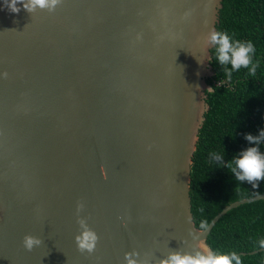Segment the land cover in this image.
I'll return each instance as SVG.
<instances>
[{
	"label": "water",
	"instance_id": "95a60500",
	"mask_svg": "<svg viewBox=\"0 0 264 264\" xmlns=\"http://www.w3.org/2000/svg\"><path fill=\"white\" fill-rule=\"evenodd\" d=\"M26 2L0 0V264H164L210 249L221 216L264 199L193 221L214 75L203 37L222 0ZM85 229L91 253L76 247ZM25 234L42 243L25 249Z\"/></svg>",
	"mask_w": 264,
	"mask_h": 264
},
{
	"label": "trees",
	"instance_id": "16d2710c",
	"mask_svg": "<svg viewBox=\"0 0 264 264\" xmlns=\"http://www.w3.org/2000/svg\"><path fill=\"white\" fill-rule=\"evenodd\" d=\"M216 31H227L233 38L255 45L254 75L241 68L228 79L210 50L214 75L206 78L212 91H205L208 110L198 133L190 171L191 213L195 226L208 225L226 205L264 193V179L238 181L227 162L248 146L245 132L256 134L264 127V0H222ZM264 152V142L260 145ZM224 154L225 163L213 161L211 153ZM204 229V228H203ZM264 199L228 210L210 230L206 243L218 252L236 253L241 264H264Z\"/></svg>",
	"mask_w": 264,
	"mask_h": 264
},
{
	"label": "clouds",
	"instance_id": "9594fccd",
	"mask_svg": "<svg viewBox=\"0 0 264 264\" xmlns=\"http://www.w3.org/2000/svg\"><path fill=\"white\" fill-rule=\"evenodd\" d=\"M58 2L59 0H27L23 6L29 11H33L37 6L53 11ZM9 8L13 12L19 11L16 0H9ZM203 44L211 45L210 48L213 49L215 59L222 66L228 79H231L233 72L241 68L247 69L249 75L255 74L257 64L253 61L255 45L252 41L235 39L227 31L209 30L203 37ZM243 138L248 142V146L242 148L238 155L233 156L226 166L238 181L249 183L260 181L264 179V152H261L259 147L264 142V127H261L256 134L245 132ZM211 158L222 165L225 163L222 153H211ZM82 206V204H78V208ZM206 227V224L200 225L201 229ZM97 239V234L93 230L85 229L81 235L76 237V247L80 252L91 253ZM41 243L42 240L39 237L30 234H25L22 240V244L27 250H31ZM260 244L264 246V240H261ZM200 247L203 249V253H169L164 258V264H241V258L235 251L228 253L213 251L202 242Z\"/></svg>",
	"mask_w": 264,
	"mask_h": 264
}]
</instances>
